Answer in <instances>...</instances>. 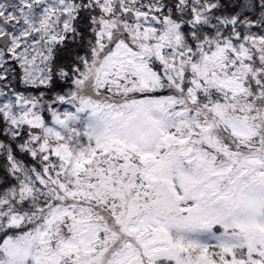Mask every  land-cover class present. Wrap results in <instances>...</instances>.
<instances>
[{
  "label": "rangeland",
  "instance_id": "374dc122",
  "mask_svg": "<svg viewBox=\"0 0 264 264\" xmlns=\"http://www.w3.org/2000/svg\"><path fill=\"white\" fill-rule=\"evenodd\" d=\"M141 1L13 0L0 71L18 65L25 84L46 81L41 54L80 38L78 17L92 38L82 61L59 71L65 88L54 99L12 94L0 80V131L23 125L33 162L0 192V264H219L205 253L212 244L229 255L246 247L238 255L247 258L223 264H264V32L232 57L207 37L185 46L180 23ZM193 6L211 26V5ZM92 67L98 99L80 101L73 83ZM163 89L190 103L178 95L169 110L174 96ZM36 194L46 202L30 211ZM198 221H231L244 240L190 232Z\"/></svg>",
  "mask_w": 264,
  "mask_h": 264
},
{
  "label": "trees",
  "instance_id": "16d2710c",
  "mask_svg": "<svg viewBox=\"0 0 264 264\" xmlns=\"http://www.w3.org/2000/svg\"><path fill=\"white\" fill-rule=\"evenodd\" d=\"M193 3L203 8L211 5L213 11H208L206 16L211 26L203 23L205 18L202 16H199V20L196 19L197 12ZM140 4L144 9L157 12L159 21L165 18L170 22L175 20L180 23L181 44L183 42L185 46L195 47L207 37V39L218 40L221 52L227 53L230 57L237 51L236 43L239 44L246 37L257 36L264 32V0H186V6H179L180 0H142ZM78 18L79 21L75 26L81 29L80 38L76 33L72 36L70 43L60 49H55L48 66L50 71L48 81L45 84L38 83L29 87L20 82L21 72L15 71L16 67H11V72L6 74V85L11 91L28 94L39 100L54 99L55 95L62 91V86L58 85V72L61 69L71 71L70 68L81 62L82 54L91 45V33L89 30L88 34L87 31L84 32L86 28L83 29L85 27L83 18L81 16ZM249 26L251 27L247 29ZM231 43L233 46H230ZM23 129L22 125L16 127L14 133L5 129L0 131V192L14 183L10 179L11 171L13 174L15 172L19 182L29 171V167L33 165L32 156L25 146L27 137ZM111 180L112 178L109 182ZM33 201V205L28 206L30 211H35V205H42L46 202L38 194L34 196ZM24 206H27V203ZM125 207L129 208L128 202L125 203Z\"/></svg>",
  "mask_w": 264,
  "mask_h": 264
},
{
  "label": "flooded vegetation",
  "instance_id": "af4514ba",
  "mask_svg": "<svg viewBox=\"0 0 264 264\" xmlns=\"http://www.w3.org/2000/svg\"><path fill=\"white\" fill-rule=\"evenodd\" d=\"M0 7H3V9H4V4L1 3ZM236 230H237V226L234 225L233 223H231V221H230V223H229V221H217V222L214 221L210 228L201 227V221H198L197 224H195L193 226V228L191 229L190 232H193L194 234L199 233V231L201 233H204V234L205 233H211L213 236L217 237L222 232H225V231H228V232L229 231H234V232H236ZM172 232L175 233V232H178V230H176V228H175V229H172ZM233 236H237V235L233 234ZM188 252L192 253V252H196V251L191 249V250H188ZM211 252L218 253V255L221 253L220 252V248L218 246L214 245V244H212V248H206L205 249V253L208 254V253H211Z\"/></svg>",
  "mask_w": 264,
  "mask_h": 264
},
{
  "label": "water",
  "instance_id": "95a60500",
  "mask_svg": "<svg viewBox=\"0 0 264 264\" xmlns=\"http://www.w3.org/2000/svg\"><path fill=\"white\" fill-rule=\"evenodd\" d=\"M1 1V0H0ZM6 1V3H7V5H9V2H10V0H5ZM127 17H129V15H126ZM62 19V18H61ZM8 43H9V38H8V36L7 35H4V36H0V45L2 46V47H4V48H6L7 46H8ZM88 94V93H87ZM86 94V95H87ZM89 95H91V96H95L94 94H92V93H90Z\"/></svg>",
  "mask_w": 264,
  "mask_h": 264
}]
</instances>
